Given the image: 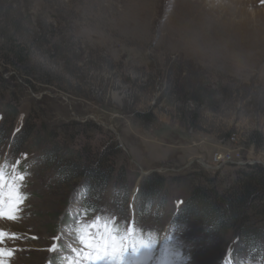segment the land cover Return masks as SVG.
Here are the masks:
<instances>
[{"label": "rangeland", "instance_id": "obj_1", "mask_svg": "<svg viewBox=\"0 0 264 264\" xmlns=\"http://www.w3.org/2000/svg\"><path fill=\"white\" fill-rule=\"evenodd\" d=\"M230 1L0 0L26 19L19 23L25 37L29 30L39 39L26 38L35 88L12 81L0 52V102L17 106L14 129L29 120L82 158L106 159L132 195L141 179L163 176L173 197L167 217L140 222L124 189L112 185L98 202L81 179L69 193L39 164L37 148L0 144L6 177L26 174L19 219L0 221L21 237L7 242L18 249L7 264H65L77 219L96 216L114 218L121 234L131 225L136 237H158L141 264H242L234 235L206 241L196 229H174L186 185L223 190L236 171L264 169V0ZM198 88L211 101L184 106ZM216 154L225 164H216ZM61 234L60 250L49 253ZM166 240L180 255L164 261L157 249Z\"/></svg>", "mask_w": 264, "mask_h": 264}, {"label": "trees", "instance_id": "obj_2", "mask_svg": "<svg viewBox=\"0 0 264 264\" xmlns=\"http://www.w3.org/2000/svg\"><path fill=\"white\" fill-rule=\"evenodd\" d=\"M2 3H0L2 62L12 68L13 82L18 78L27 86L35 88L34 78L27 67L32 49L26 38L38 42L39 39L35 38L38 34L27 30V37H25L19 23L26 19L21 12L14 11L12 5L4 7ZM29 24L30 21L26 23V25ZM3 81L0 73V87H3ZM2 90L6 89L2 88ZM211 94L203 88L192 90L186 96L183 105L203 106L204 103L211 101ZM17 109V106L11 102L6 104L0 102V144L4 146L10 144L15 149L26 144L31 148H37L40 153L37 159L39 164L44 165V170L56 172L60 178L59 185L69 190V193L83 179L86 184L85 194L98 202H100V195L112 185H114L113 188L124 189L126 194L132 195L129 189L123 186L124 177L121 171L114 177V167L106 159L97 160L84 156L82 158L81 154L79 155L67 144L57 141L55 132L44 126L41 129L29 120L24 122L19 131L14 129V120L18 115ZM235 173L237 174L235 180L223 190L211 186V183H209L210 187L186 185V197L183 198V203L180 204L176 213L174 229L193 231L196 229L206 237V241L234 235L237 246L236 256L240 258L242 264L245 262L264 264V169L260 166H252L248 172L238 170ZM168 189L165 178L157 174H151L140 180L138 188L132 195L135 198L134 211L138 217L140 216L138 218L140 222L152 214L156 215V219L160 215L162 218L167 217L164 208L173 200ZM122 200L119 199L116 202L120 203ZM84 204L85 211L88 203ZM166 224L167 218L163 226ZM55 229L56 226L52 227V231ZM143 234L145 233L141 234L143 238L147 237ZM157 238L155 236L153 240ZM177 246V243L172 240L171 249L175 254L180 252ZM185 254L190 255V252Z\"/></svg>", "mask_w": 264, "mask_h": 264}, {"label": "snow or ice", "instance_id": "obj_3", "mask_svg": "<svg viewBox=\"0 0 264 264\" xmlns=\"http://www.w3.org/2000/svg\"><path fill=\"white\" fill-rule=\"evenodd\" d=\"M15 167L13 165L14 170ZM25 176V173L17 172L6 177L0 168V221L14 222L19 219L21 205L27 199V194L20 191ZM83 215L87 216V212L85 211ZM72 236L75 243H69L67 246L71 259L66 257L65 264H141L156 245L152 239L136 237L131 225L124 234H121L114 218L101 216L84 221L77 219ZM18 239L21 237L17 233L0 228V264H7L5 258H11L14 251L18 250L7 247V242ZM62 239L63 234L53 236L47 251L54 253L60 250Z\"/></svg>", "mask_w": 264, "mask_h": 264}, {"label": "built area", "instance_id": "obj_4", "mask_svg": "<svg viewBox=\"0 0 264 264\" xmlns=\"http://www.w3.org/2000/svg\"><path fill=\"white\" fill-rule=\"evenodd\" d=\"M216 164H225V156L223 155H215Z\"/></svg>", "mask_w": 264, "mask_h": 264}, {"label": "bare ground", "instance_id": "obj_5", "mask_svg": "<svg viewBox=\"0 0 264 264\" xmlns=\"http://www.w3.org/2000/svg\"><path fill=\"white\" fill-rule=\"evenodd\" d=\"M234 1H235V2H238L239 4H241L242 2H245L246 0H233L232 2H234ZM228 2H229V1H228ZM230 2H231V1H230ZM232 2H231V3H232ZM242 4H243V3H242ZM244 4H245V3H244ZM233 5H235V4H233ZM243 6H244V5H243ZM214 7H215V6H214ZM242 12H243V13H242ZM244 14H245V12H244V11H241V15L243 16ZM251 15H253V14H251ZM254 16H256V14H255ZM243 18H244V17L241 18L240 23L243 21ZM244 20H245V18H244ZM255 20H256V19H255ZM255 20H254V21H255ZM259 21H260V20H259ZM255 22H256V21H255ZM262 22H263V21H262ZM244 23H245V22H244Z\"/></svg>", "mask_w": 264, "mask_h": 264}]
</instances>
